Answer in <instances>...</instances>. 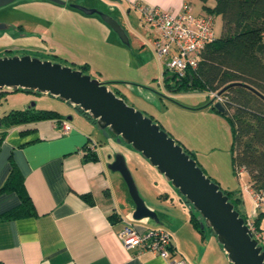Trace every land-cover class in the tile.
Instances as JSON below:
<instances>
[{
    "label": "crops",
    "instance_id": "obj_1",
    "mask_svg": "<svg viewBox=\"0 0 264 264\" xmlns=\"http://www.w3.org/2000/svg\"><path fill=\"white\" fill-rule=\"evenodd\" d=\"M106 1L116 4L122 14L129 16L135 11L141 22L139 3L176 12L184 0ZM186 1L191 5L192 0ZM207 1L212 3V0ZM201 10L200 6L196 12ZM123 22L126 27H121L127 34L131 32L128 35L134 44L139 37L143 43L145 37L137 32V24L128 17ZM141 25L144 31L148 30L142 22ZM65 104L64 112L57 109L58 120L39 119L5 128L0 126V130L3 129L0 184L10 164L14 163L34 210L25 216L0 217V264H168L156 253L138 251L121 243L117 232L124 219L140 230L163 227L171 233L173 257H183L191 264H206L207 245L216 243L192 225L189 205L183 197L162 184L163 181L157 185L156 179H148V175L154 177V173L147 172L146 177L139 176L137 190L144 203L155 211L158 222L149 217L133 220L130 216L133 202L122 177L105 166L110 160L106 156L110 150L97 147L99 128L74 106ZM63 120L70 123L66 132L60 130ZM87 145H92L96 159H84ZM84 192L90 193L92 202L80 196ZM17 202L14 191L0 192V213ZM243 210L247 211L244 207ZM110 213L113 215L109 218Z\"/></svg>",
    "mask_w": 264,
    "mask_h": 264
},
{
    "label": "rangeland",
    "instance_id": "obj_2",
    "mask_svg": "<svg viewBox=\"0 0 264 264\" xmlns=\"http://www.w3.org/2000/svg\"><path fill=\"white\" fill-rule=\"evenodd\" d=\"M16 1L18 0L0 9V21L19 22L23 31L37 29L36 35H21L0 27V55H3V49L6 47L4 55L28 54L68 65L85 63L86 73L104 82L108 88L121 95L127 104L156 122L184 150L191 152L204 174L216 181L222 190H237L242 198L240 209L244 207L249 211L250 202L243 190L246 173H236L231 168L228 120L211 105L215 99L213 93L216 91L168 90L163 84V69L165 75H170L171 71L165 69L163 62L156 55L152 44L155 31H144L135 11H131L129 17L122 14L116 4L111 5L112 3H107L106 0H63V4L53 0L31 3ZM207 2L211 4V1ZM67 3L112 14L120 26L124 25L123 20L128 17L132 19V23L137 24V32L145 37V40L141 44L139 37L134 44V40L128 35L131 32L127 31L128 34L124 32L127 42H124L103 21L99 13L80 12ZM200 4L199 0H192L191 10L196 12ZM219 32L220 18L215 14L214 33ZM33 46H37V49ZM65 103L47 92L6 90L0 95V113L10 108L28 106L64 112L67 105ZM97 136L99 150L109 148V153L119 151L126 157V165L137 188L139 176L144 178L147 172L152 171L154 177L148 175V179H156L157 185H160L159 181H163L162 184L176 192V188L129 144L123 140L117 141L115 135L105 136L99 129ZM124 186L127 191L125 182ZM128 197L132 202L129 194ZM192 209L196 215L199 214L196 209ZM259 226L264 229V217L260 219ZM203 231L216 243L212 245L210 242V245H207L206 264H231L207 226H204Z\"/></svg>",
    "mask_w": 264,
    "mask_h": 264
},
{
    "label": "water",
    "instance_id": "obj_3",
    "mask_svg": "<svg viewBox=\"0 0 264 264\" xmlns=\"http://www.w3.org/2000/svg\"><path fill=\"white\" fill-rule=\"evenodd\" d=\"M14 0H0V7ZM63 3V0H53ZM85 13L97 12L120 39L127 42L123 28L111 15L95 8L67 3ZM5 23L0 21V27ZM238 82H230L231 85ZM227 85L216 91L219 94ZM250 89L264 96L254 88ZM0 88H28L47 92L75 107L84 110L105 136L115 135L138 151L154 166L171 186L199 213L200 227L207 226L220 243L231 264H264V249L251 236L243 217L227 199L216 181L204 174L195 159L167 134L150 117L122 96L116 95L104 82L58 61L38 58L28 54L0 55ZM212 105L219 111L223 106L218 100ZM110 158L105 166L117 171L124 180L133 202L131 217L152 218L158 222L156 213L140 196L133 177L119 151L107 153Z\"/></svg>",
    "mask_w": 264,
    "mask_h": 264
},
{
    "label": "trees",
    "instance_id": "obj_4",
    "mask_svg": "<svg viewBox=\"0 0 264 264\" xmlns=\"http://www.w3.org/2000/svg\"><path fill=\"white\" fill-rule=\"evenodd\" d=\"M200 1L203 11L210 12L213 16L219 15L220 32L201 49L196 66L187 68L183 75H165L163 69V84L168 90L218 91L230 82H238L227 85L219 93L223 97L220 101L223 110L220 112L226 116L230 129L231 168L236 173L240 169L245 172L246 184L252 189L264 190V99L248 87L264 96V0H212L211 4L207 0ZM85 66V63L81 65L82 72H85ZM6 90L35 91L28 88H0V95ZM75 108L94 122L84 110L77 105ZM50 118L58 120L60 113L55 109L33 106L10 108L0 115V126L5 128ZM2 133L3 129L0 130V138ZM187 153L192 157L191 152ZM83 157L96 159L97 156L87 145L84 147ZM3 191H14L18 202L1 212L0 217L15 218L34 213L22 176L14 163L10 164L7 175L0 184V192ZM222 191L245 218V211L239 207L242 198L238 191ZM80 196L87 202H92L89 192L80 193ZM184 201L190 206V222L202 233L204 227H200L199 214L196 215L190 203L185 199ZM112 215L110 213L108 217ZM262 217L264 206L257 209L253 216L256 227L260 228L259 221Z\"/></svg>",
    "mask_w": 264,
    "mask_h": 264
},
{
    "label": "built area",
    "instance_id": "obj_5",
    "mask_svg": "<svg viewBox=\"0 0 264 264\" xmlns=\"http://www.w3.org/2000/svg\"><path fill=\"white\" fill-rule=\"evenodd\" d=\"M137 7L142 24L148 30L155 31L152 44L165 69L181 76L187 68L195 67L201 49L215 35L212 13L203 10L193 12L186 0L176 12L148 3H139ZM213 96L214 100L223 99L216 92ZM69 128L70 123L67 120L60 122L61 132H66ZM240 171L242 170L237 173ZM243 190L250 201V209L245 212L243 221L251 236L264 249V229L256 227L253 223L257 209L264 204V190L252 189L246 182ZM117 235L125 247L156 253L165 258L168 264H191L183 257H173L171 233L163 227H146L140 230L130 220L124 219Z\"/></svg>",
    "mask_w": 264,
    "mask_h": 264
},
{
    "label": "flooded vegetation",
    "instance_id": "obj_6",
    "mask_svg": "<svg viewBox=\"0 0 264 264\" xmlns=\"http://www.w3.org/2000/svg\"><path fill=\"white\" fill-rule=\"evenodd\" d=\"M4 6H7V5H4ZM3 7H0V9H2ZM80 12H81V10H80ZM3 22L5 23V25H4L3 28L9 29V30H11V32L16 31V32H18L21 35H28V36H32L34 34L36 35V31H34L33 29H30V31H27V32L26 31H23L22 24L19 23V22H9V23L6 22V21H3ZM33 47L37 49V46H33ZM3 50L6 51L7 48L5 47ZM4 51H3V55L5 53ZM62 63L68 65L67 63H64V62H62ZM69 66L70 67H73V68H78V69H80L82 71V68H81V65L80 64H78V65L70 64Z\"/></svg>",
    "mask_w": 264,
    "mask_h": 264
}]
</instances>
